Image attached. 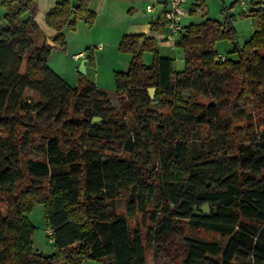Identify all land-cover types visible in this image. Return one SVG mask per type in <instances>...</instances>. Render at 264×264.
Segmentation results:
<instances>
[{
    "label": "trees",
    "instance_id": "obj_1",
    "mask_svg": "<svg viewBox=\"0 0 264 264\" xmlns=\"http://www.w3.org/2000/svg\"><path fill=\"white\" fill-rule=\"evenodd\" d=\"M37 3L0 5V264H150L147 247L157 261L184 224L220 239H184L183 264H264V130L234 142L225 115L229 107L264 109V0L250 7L256 29L233 47L235 61L215 49L237 41L232 16L210 19L202 5V21L175 42L181 71L152 49V39L123 37L118 47L131 61L114 73L117 105L86 76L71 87L48 66L52 49L66 51L64 29L93 25L88 2L57 3L45 15L51 46L34 20ZM144 51L154 52L150 65ZM85 59L93 62L90 51ZM124 194L121 215L116 201ZM205 204L208 214L200 212ZM35 205L51 230L50 255L31 246L35 228L26 215ZM136 214L148 217L145 235L130 229Z\"/></svg>",
    "mask_w": 264,
    "mask_h": 264
},
{
    "label": "rangeland",
    "instance_id": "obj_2",
    "mask_svg": "<svg viewBox=\"0 0 264 264\" xmlns=\"http://www.w3.org/2000/svg\"><path fill=\"white\" fill-rule=\"evenodd\" d=\"M239 0H187L184 4L185 11L191 10L193 7L198 9V5H202L206 15L210 19L223 20L225 12L232 16V24L237 34V41L239 45H242L244 39L252 33L255 28V20L251 17H244L242 15L241 8L238 4ZM256 0H245L248 5H252ZM152 3V2H151ZM150 3V4H151ZM152 7V5H150ZM193 8V9H194ZM201 10L196 11L194 18H190L186 21L190 22L195 19L198 21L201 18ZM4 11L0 8V17ZM39 28L44 27L43 21L38 20ZM99 29H94L90 32L91 27L86 24L76 27L75 31L67 29L65 32L66 38L64 39L68 46V51H60L53 49L48 61L50 70H53L57 75L63 78L69 86L75 87L78 84L79 74L77 73V62L71 60V54L77 50L90 51L94 55V61L88 64L89 71L86 73V78L96 83L99 89H102L111 99L114 105H117V99L115 97V84L114 73L126 72L131 61V54L119 50V47L113 45L115 39L111 35L110 27L101 25ZM105 26V27H104ZM45 28V27H44ZM110 30H106V29ZM73 32H75L73 34ZM41 37V33H40ZM39 40V39H38ZM222 42V41H221ZM217 42L215 49L219 56L227 57L231 60H237L238 55L232 53L233 44L224 41V44ZM102 46V50H98V46ZM89 47V49H87ZM142 60L144 64L150 65L153 61L154 52L144 51L142 52ZM86 54V53H85ZM174 58V66L177 71H181L184 68V62L182 61L181 53L175 51L171 53ZM80 63V62H79ZM27 97H34V94L30 91L27 92ZM204 104L211 103L210 100H202ZM158 113L166 114L168 110L159 109ZM225 115L230 118V132L234 138V142H238V139L243 140L247 138L245 135L247 131H253L259 128L264 130V109L259 108L256 113L249 114L240 113L238 110H232L230 107L225 112ZM129 125L132 120L128 117ZM257 127V128H256ZM199 138H206L208 133L203 129L200 132ZM202 138V140H203ZM199 139L197 144L202 141ZM127 209V195H122L119 200L116 201V212L121 215H126ZM27 219L34 226V232L31 237L32 248L34 252L44 255H50L53 252V246L51 237L46 233L48 230L44 209L41 205H35L30 213L27 215ZM130 229H140L145 235L146 228L149 225L148 217L136 214L134 217H128ZM183 231L181 235L171 237L165 247V252L161 253V256L157 261L153 260L152 250L147 247L146 258L150 264H183L186 253L185 240L190 237H198L206 241H217L220 237L213 233H207L202 230H192L187 224L183 225ZM108 263V262H107ZM104 261L99 260H85L82 264H107Z\"/></svg>",
    "mask_w": 264,
    "mask_h": 264
},
{
    "label": "crops",
    "instance_id": "obj_3",
    "mask_svg": "<svg viewBox=\"0 0 264 264\" xmlns=\"http://www.w3.org/2000/svg\"><path fill=\"white\" fill-rule=\"evenodd\" d=\"M78 1L79 0H38L37 12L35 14L34 20L37 23L38 27H40L38 24V20L40 22L43 21L45 28L41 27V29L39 28L38 30L41 33L40 38L44 39L47 45H48L47 42L51 43V39L54 38L55 32L45 25V22H44L45 15L57 3L69 2L70 5L73 6L77 4ZM86 1L88 2L89 10L95 14V20L93 22V27H91L90 29V32L94 29V27L96 29H99L100 27H102L101 25L103 24L110 27L111 35H113L115 39V42L113 43V45H116V47L119 46L121 39L125 36L145 35L146 37L152 39L153 41L152 49L155 52H157L159 56L174 60L175 56L173 58L171 56V53L177 50L181 53V57L183 61V51L175 47L176 41L172 43V42H168L167 39H165L166 29H165L164 21L162 19V13L167 8L168 0H86ZM256 1L253 3H256ZM1 2L2 0H0V5H1ZM150 5H152L153 7L152 12L151 11L147 12L146 7ZM192 9L189 11H186L187 14L184 17H182L180 20L179 24L181 25V32H184L185 28L189 26L190 24L200 23L202 21V18H200L198 21H195L194 19L193 21L186 23L188 19L190 20V18H194L195 16V15H192L193 14ZM156 21L158 23L156 27L153 28L152 24H154ZM83 23H84L83 21H78L77 28L78 26H81V24ZM110 29L108 28L106 30H110ZM255 29H256V23H255V28L252 31V33L255 31ZM66 31L67 29H64L62 32L64 39L66 38V35H65ZM74 33L75 32H73V34ZM251 34H249V36H247V38L244 39V42L250 38ZM142 43H143V40L140 41L139 46H141ZM216 44H215V47H216ZM221 44H224V41H222ZM67 49H68V46H67ZM87 49H89V47H87ZM97 49L102 50L103 48L101 45H99ZM85 53L87 54V52H85L84 50H77L73 52V54H71V60L77 62V66L75 69L78 68L79 62L82 59H85L86 57ZM79 55L80 57L76 58V56H79ZM91 55H92V59H94V55L92 52H91ZM88 64L89 63L86 60L85 71L87 74L89 71ZM174 69L176 70L175 66H174ZM94 84L96 85V83Z\"/></svg>",
    "mask_w": 264,
    "mask_h": 264
},
{
    "label": "built area",
    "instance_id": "obj_4",
    "mask_svg": "<svg viewBox=\"0 0 264 264\" xmlns=\"http://www.w3.org/2000/svg\"><path fill=\"white\" fill-rule=\"evenodd\" d=\"M185 2L186 0H168L167 8L162 13V19L164 21L165 29H166L165 39H167L168 42L174 43L178 39V37H180L181 25L179 23H180L181 18L187 14V12L184 9ZM238 4L241 8L242 15L244 17L249 16V12L251 10L250 7H252V5H248L245 2V0H239ZM152 9L153 7L151 6L146 7L147 12L149 11L152 12ZM79 57L80 55L76 56V58H79ZM223 58L224 57L221 56V59ZM46 232L48 236L51 235V230L49 228Z\"/></svg>",
    "mask_w": 264,
    "mask_h": 264
},
{
    "label": "water",
    "instance_id": "obj_5",
    "mask_svg": "<svg viewBox=\"0 0 264 264\" xmlns=\"http://www.w3.org/2000/svg\"><path fill=\"white\" fill-rule=\"evenodd\" d=\"M48 43V45H52V43H50V42H47ZM233 44V46L235 47V49H237L238 47H237V43L236 42H233L232 43ZM140 47V46H139ZM85 63H86V60L85 59H82L81 61H80V63H79V66H78V68H77V73L79 74V75H82V76H85L86 75V71H85ZM148 95H149V98L151 99V100H153L154 99V97H155V89H148ZM212 103V102H211ZM210 103V104H211ZM151 104L152 105H158V102L157 101H152L151 102ZM92 124H99L100 122H101V119L99 118V117H93L92 118V120L90 121ZM207 186H208V184H207ZM209 208H208V205L207 204H205V205H203L201 208H200V212H202L203 214H208L209 212ZM107 264H111L110 262H108Z\"/></svg>",
    "mask_w": 264,
    "mask_h": 264
}]
</instances>
